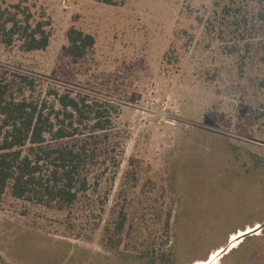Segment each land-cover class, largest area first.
Wrapping results in <instances>:
<instances>
[{"label":"rangeland","instance_id":"rangeland-1","mask_svg":"<svg viewBox=\"0 0 264 264\" xmlns=\"http://www.w3.org/2000/svg\"><path fill=\"white\" fill-rule=\"evenodd\" d=\"M116 1L0 0L50 35L44 51L0 42V69L33 78L34 98L55 89L111 103L121 151L116 175L92 184L87 209L0 200V264H264V229L233 245L229 236L264 218L260 8L233 0L242 12L228 20L247 21L233 35L222 13L229 0ZM71 27L94 37L83 58L65 51ZM233 43L245 56L243 74L238 55L224 49ZM135 166L137 181H126ZM118 192L130 235L113 250L103 228Z\"/></svg>","mask_w":264,"mask_h":264},{"label":"trees","instance_id":"trees-1","mask_svg":"<svg viewBox=\"0 0 264 264\" xmlns=\"http://www.w3.org/2000/svg\"><path fill=\"white\" fill-rule=\"evenodd\" d=\"M98 1L117 5L116 0ZM252 1L260 8L258 20L263 23L264 0ZM229 3L222 8L223 20H227V28H234L230 31L234 35L247 21H229L242 12L241 7H234L233 0ZM15 9L0 6V42L7 47L18 42L22 52L44 51L50 35L43 23L32 25L30 14L18 6ZM66 37L65 51L71 58H83L95 44L92 35L74 27ZM250 46L246 45V52ZM224 49L227 55H238V68L243 74L245 56L240 55V45L233 43ZM259 50L264 52V43ZM259 61L264 62V57ZM258 84L264 89V76ZM35 88L33 78L0 69V200L8 198L59 213L87 209L92 184L98 186L97 182L108 173L115 176L120 166L121 151L112 117L118 110L111 103L70 91L51 89L43 98H34L31 93ZM137 174V167H132L126 171V181H137ZM120 195L123 193L118 192L103 228V243L113 250L119 249L130 235V228L126 230L128 213L124 205H119ZM161 215L162 210L157 213V220ZM171 221L172 214L167 213V242L171 239ZM129 248L135 251V247ZM160 262H165V256ZM149 264L157 261L152 259Z\"/></svg>","mask_w":264,"mask_h":264},{"label":"crops","instance_id":"crops-1","mask_svg":"<svg viewBox=\"0 0 264 264\" xmlns=\"http://www.w3.org/2000/svg\"><path fill=\"white\" fill-rule=\"evenodd\" d=\"M263 224H264V218L263 219H260V220L253 221L250 224L244 225L243 228L237 229L234 233H231L229 236H230V238H232L233 236H236V235H239V234H244L243 236H241V238L242 237H244V238L243 239H240V241H239V242H241L242 240H245L248 237L256 236L257 233H259L260 231H262L264 229V226H262ZM261 226L263 228H261L256 234L245 236L246 234H250V233H246V232H248V231H255V230L259 229ZM230 241H231V239H230ZM132 258H134V257H132Z\"/></svg>","mask_w":264,"mask_h":264},{"label":"bare ground","instance_id":"bare-ground-1","mask_svg":"<svg viewBox=\"0 0 264 264\" xmlns=\"http://www.w3.org/2000/svg\"><path fill=\"white\" fill-rule=\"evenodd\" d=\"M252 231H248V232H246V233H251ZM244 234H239V235H236V236H233L232 238H231V244L230 245H233V244H235V243H238L240 240L239 239H241V236H243ZM238 241V242H237ZM229 245V246H230ZM226 250V249H225ZM225 250H221V251H217L216 253H215V255L213 256V257H211L210 258V261H212L214 258H216V257H218V256H220V255H222L223 254V252L225 251ZM200 264H207V263H200Z\"/></svg>","mask_w":264,"mask_h":264},{"label":"water","instance_id":"water-1","mask_svg":"<svg viewBox=\"0 0 264 264\" xmlns=\"http://www.w3.org/2000/svg\"><path fill=\"white\" fill-rule=\"evenodd\" d=\"M262 226H264V224H263ZM262 226H261L259 229L255 230V231H252L250 234H246L245 236L256 234L261 228H263ZM243 238H244V237H242L241 239H243ZM239 240H240V239H239ZM237 242H238V241H237ZM224 250H225V249H224ZM225 252H227V249H226L223 253H225Z\"/></svg>","mask_w":264,"mask_h":264}]
</instances>
